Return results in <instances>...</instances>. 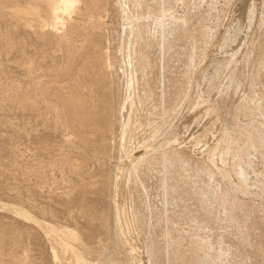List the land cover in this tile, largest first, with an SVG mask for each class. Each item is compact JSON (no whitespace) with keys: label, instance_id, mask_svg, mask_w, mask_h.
Returning <instances> with one entry per match:
<instances>
[{"label":"rangeland","instance_id":"rangeland-1","mask_svg":"<svg viewBox=\"0 0 264 264\" xmlns=\"http://www.w3.org/2000/svg\"><path fill=\"white\" fill-rule=\"evenodd\" d=\"M57 2L0 0V264H264V0Z\"/></svg>","mask_w":264,"mask_h":264},{"label":"bare ground","instance_id":"bare-ground-1","mask_svg":"<svg viewBox=\"0 0 264 264\" xmlns=\"http://www.w3.org/2000/svg\"><path fill=\"white\" fill-rule=\"evenodd\" d=\"M77 4V0H58V2L56 4H53L51 8L55 12L56 18L59 20V15L57 14V12L67 13L70 11H74ZM255 14L256 9L255 4L253 3L249 7L248 14L250 27L252 26L253 21L255 19ZM235 29L236 34L234 36V40L236 39L238 32L241 29V25L239 24V26H237ZM234 57L235 55L232 56V58ZM230 61L231 59L229 60V62L224 59L220 65L222 67L229 66ZM229 141L230 139L228 140L227 146L223 151V155L221 157L222 160H224L226 156L232 154L231 145L228 144ZM247 141L250 143L252 148H257L258 144L260 143V137L255 136L254 134H250L247 137ZM245 153L249 154L250 149H245ZM207 228H209L208 222L203 221L199 224L200 232L206 230ZM192 246L194 247V249L186 254L180 255V253H177L174 258L175 264H228L229 262H231L232 259H235V255H233L230 249L224 248L221 240H218L217 242L213 243L209 237H203L198 234L196 238L192 241Z\"/></svg>","mask_w":264,"mask_h":264}]
</instances>
